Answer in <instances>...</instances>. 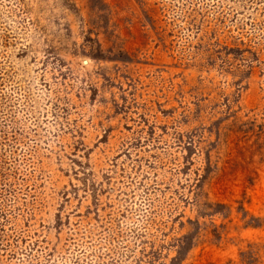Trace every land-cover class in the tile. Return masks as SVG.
<instances>
[{
	"label": "rangeland",
	"instance_id": "rangeland-1",
	"mask_svg": "<svg viewBox=\"0 0 264 264\" xmlns=\"http://www.w3.org/2000/svg\"><path fill=\"white\" fill-rule=\"evenodd\" d=\"M0 264H264V0H0Z\"/></svg>",
	"mask_w": 264,
	"mask_h": 264
}]
</instances>
